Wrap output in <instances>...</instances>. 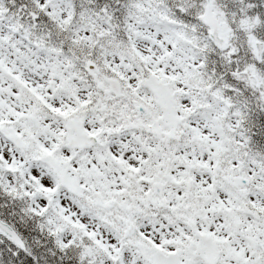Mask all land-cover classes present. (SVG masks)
I'll return each instance as SVG.
<instances>
[{
    "label": "snow or ice",
    "instance_id": "6c2138e0",
    "mask_svg": "<svg viewBox=\"0 0 264 264\" xmlns=\"http://www.w3.org/2000/svg\"><path fill=\"white\" fill-rule=\"evenodd\" d=\"M0 264H264V0H0Z\"/></svg>",
    "mask_w": 264,
    "mask_h": 264
}]
</instances>
